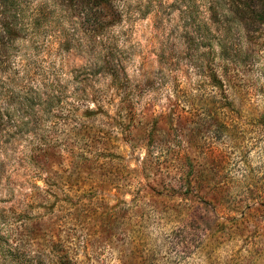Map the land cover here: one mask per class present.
<instances>
[{"label":"rangeland","instance_id":"374dc122","mask_svg":"<svg viewBox=\"0 0 264 264\" xmlns=\"http://www.w3.org/2000/svg\"><path fill=\"white\" fill-rule=\"evenodd\" d=\"M123 15L47 17L10 49L0 264H264V0Z\"/></svg>","mask_w":264,"mask_h":264},{"label":"trees","instance_id":"16d2710c","mask_svg":"<svg viewBox=\"0 0 264 264\" xmlns=\"http://www.w3.org/2000/svg\"><path fill=\"white\" fill-rule=\"evenodd\" d=\"M32 0H0V93L4 81L10 82L14 77L15 68L13 56L10 57V49L15 42L24 39L23 34L35 25H39L49 17L57 25H74L77 21L90 20L91 24L99 28L117 24L125 13L126 0H40L37 9L30 7ZM45 5H50V12H45ZM92 5L93 8L89 7ZM84 8L77 18V15L69 14V8ZM86 7V8H85ZM82 15V16H81ZM85 18V19H84ZM18 242V241H17ZM14 242L12 250L21 251L20 245ZM10 251V250H8ZM18 252V251H17ZM22 252V251H21ZM17 264H47L39 255H19ZM16 256V257H17ZM53 257L49 264L64 263L59 258ZM61 261V262H60Z\"/></svg>","mask_w":264,"mask_h":264}]
</instances>
